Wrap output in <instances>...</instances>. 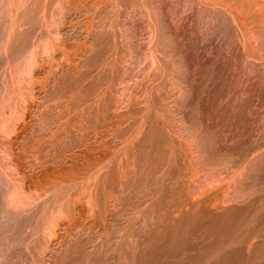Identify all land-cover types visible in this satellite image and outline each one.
<instances>
[{
  "label": "rangeland",
  "instance_id": "374dc122",
  "mask_svg": "<svg viewBox=\"0 0 264 264\" xmlns=\"http://www.w3.org/2000/svg\"><path fill=\"white\" fill-rule=\"evenodd\" d=\"M0 264H264V0H0Z\"/></svg>",
  "mask_w": 264,
  "mask_h": 264
}]
</instances>
